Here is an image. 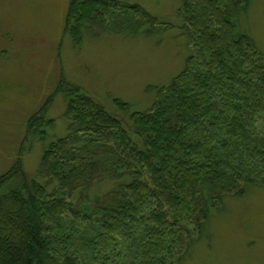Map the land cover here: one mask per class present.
Returning <instances> with one entry per match:
<instances>
[{
  "label": "trees",
  "instance_id": "obj_1",
  "mask_svg": "<svg viewBox=\"0 0 264 264\" xmlns=\"http://www.w3.org/2000/svg\"><path fill=\"white\" fill-rule=\"evenodd\" d=\"M251 2L185 0L191 54L171 84L151 88L146 111L114 100L120 119L61 83L28 121L24 151L42 147L36 176L18 157L0 178V264H167L181 225L200 231L226 198L264 188V61L239 31ZM139 9L74 0L66 31L76 45L94 28L151 34ZM59 95L68 134L51 141Z\"/></svg>",
  "mask_w": 264,
  "mask_h": 264
},
{
  "label": "rangeland",
  "instance_id": "obj_2",
  "mask_svg": "<svg viewBox=\"0 0 264 264\" xmlns=\"http://www.w3.org/2000/svg\"><path fill=\"white\" fill-rule=\"evenodd\" d=\"M73 1L0 0V178L18 157L24 172L36 176L42 147L34 142L32 152L24 151L28 121L62 82L122 119L114 100L146 111L154 102L151 88L171 84L191 54L179 16L185 0H108L140 8L136 19L152 33L94 28L81 45L66 31ZM239 20V31L253 39L264 61V0H252ZM65 110L64 96L55 97L48 114L55 121L51 141L68 134ZM258 130L264 136L263 120ZM110 187H98L93 197ZM189 224L181 225L183 245L169 253L167 264H264V188L250 186L243 196L226 198L200 231Z\"/></svg>",
  "mask_w": 264,
  "mask_h": 264
}]
</instances>
